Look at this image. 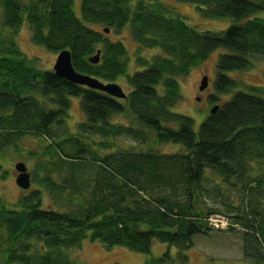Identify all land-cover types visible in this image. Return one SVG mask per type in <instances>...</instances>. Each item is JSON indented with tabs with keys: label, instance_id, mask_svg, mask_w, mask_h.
Returning <instances> with one entry per match:
<instances>
[{
	"label": "trees",
	"instance_id": "1",
	"mask_svg": "<svg viewBox=\"0 0 264 264\" xmlns=\"http://www.w3.org/2000/svg\"><path fill=\"white\" fill-rule=\"evenodd\" d=\"M175 1L194 5L206 18H226L232 24L219 33L198 32L181 19L165 18L157 0L149 5L143 0H81L80 18L72 11V0H30L24 6L17 0H0L4 26L18 28L25 20L37 45L51 52H70L76 72L104 85L125 76L129 87L123 98L111 97L67 82L54 72L36 71L33 63L28 66L31 61L18 58L13 48L12 53L0 56V132L7 131L0 136L1 146L30 132L51 137L49 128L67 119L69 98L73 97L79 98L82 131L102 137L110 131L113 136L120 131L134 136L133 130L111 124L113 116L130 112L154 133L156 144L183 148L178 154L150 150L106 155L98 161L95 187L72 213L41 209L39 192L23 198L20 210L6 209L0 198V230L6 235L0 238L2 263L68 264L67 257L60 262L48 258L33 261L28 240L38 234L57 243L69 238L70 245L87 238L106 248L123 246L142 254L149 253L152 241L157 240L175 247L176 257L166 252L143 264H189L183 252L192 246L195 235L205 232L212 214L203 197L209 175L218 178L220 185L238 187L249 200L245 221L239 222L258 247L264 244V98L258 94L264 89L253 87V94L238 91L209 114L197 132L191 118L172 111L181 97L179 78L212 52L225 51L216 63L217 93L235 85L225 73L247 71L253 66L250 57L264 56V20L250 17L264 8V2ZM89 25L105 27L97 31ZM125 27L141 49H159L161 53L131 75L118 59L125 51L123 43L112 42L105 32ZM97 52L99 61L92 64L89 59ZM36 90L55 110L45 111L44 102L31 95ZM76 142L71 153L57 148L64 153V160H83L89 152L80 139ZM102 146L106 147L105 142ZM46 179L52 184L50 177ZM18 241L21 252L14 247ZM2 244H7L4 249ZM258 258L256 264H264V255Z\"/></svg>",
	"mask_w": 264,
	"mask_h": 264
},
{
	"label": "rangeland",
	"instance_id": "2",
	"mask_svg": "<svg viewBox=\"0 0 264 264\" xmlns=\"http://www.w3.org/2000/svg\"><path fill=\"white\" fill-rule=\"evenodd\" d=\"M17 1L21 6H24L30 0ZM143 1L146 5L152 3V0ZM249 1L264 2V0ZM72 2V11L76 17L80 18L81 0H72ZM157 4L165 18L181 19L187 26L198 32L219 33L232 24L231 20L226 18H206L190 3L157 0ZM250 17L264 20V8L256 11ZM4 18V11L0 6V56L12 53V49L15 48L18 52L16 56L31 61L27 62V65L31 66L33 63L34 70L53 72L58 52H51L42 45H37L33 41L31 28L25 20L18 28L15 26L10 29L4 26ZM89 27L102 31L105 26L89 25ZM106 35L112 42L123 43L125 51L118 59L124 64L128 75L144 69L146 60L151 61L153 57L161 54L159 49H141L133 39L134 35L129 27L117 32L110 30ZM224 53L223 49L212 52L205 61L198 63L187 75L178 80L181 97L174 103L172 111L191 118L194 132L198 131L201 122L210 114L213 105H223L238 91L253 94L251 91L253 87L264 89V56L253 55L249 59L253 65L251 69L225 73L228 78L234 81L235 85L222 93H217L214 87L217 75L216 63L218 57ZM102 58L103 54L100 55V60ZM202 76L207 78V86L200 92L198 87ZM115 84L123 92L129 91L125 76L118 77ZM258 94L264 98V93L258 92ZM31 95L40 102H44L45 111L55 110V107L48 105L37 90L33 91ZM69 102L67 119L63 123L55 124L49 128L51 137L30 132L25 136L14 138L5 147L1 146L0 141V198L6 209L20 210V201L39 192L41 209L72 213L79 207V203L86 202L90 190L95 187L93 180L99 171L98 161L106 155H117L124 151L145 153L150 150L154 154L163 155L178 154L183 150L180 145L172 143L156 144L154 133L143 127L130 112L113 116L111 124L115 128L124 127L133 130L134 136L123 131L113 136L110 131V135L102 137L82 131L79 126L84 118L79 108V98L71 97ZM6 132H0V136ZM137 135L141 137L137 138ZM61 139H64L63 142L60 141ZM79 139L81 145L85 146L89 152L84 153L83 160L75 162H70L69 159L64 160V153H71ZM102 142H105L106 147H101ZM59 146L64 152L61 153L62 155L57 151ZM108 146L111 147L108 148ZM18 163L24 164L29 175L30 187L27 190L21 189L15 182L18 173L14 166ZM254 167L256 168L255 165ZM49 177L54 185L46 179ZM208 177L209 181H205L203 193L207 208L212 213L208 218L218 215L223 217L227 224L224 223L221 226L224 228L222 230L213 229L216 227L212 228L206 224L205 232L195 235L191 240L192 246L183 254L189 264H256L260 261L258 256L264 255V244L258 243V247L252 240L253 238L247 234L246 228L241 225L242 222H239V220L245 221L243 215L249 212L247 207L251 203L245 199V195L238 187H226L220 185V180L215 176L209 175ZM71 180L74 182L71 183ZM62 186H66V190H61ZM5 237V231L0 230V238L3 240ZM70 242L69 238L61 243L48 241L36 234L28 240L30 244L28 254L36 262H41L46 258L60 262L67 257L68 264H143L147 260L161 257L166 252L172 257H176L178 253L175 247H170L157 240L152 241L150 252L146 254L134 252L123 246L106 248L87 238L73 245H70ZM6 245L2 244V249ZM19 245L20 241L14 247L21 252ZM3 258V253L0 252V264H4L2 263Z\"/></svg>",
	"mask_w": 264,
	"mask_h": 264
},
{
	"label": "water",
	"instance_id": "3",
	"mask_svg": "<svg viewBox=\"0 0 264 264\" xmlns=\"http://www.w3.org/2000/svg\"><path fill=\"white\" fill-rule=\"evenodd\" d=\"M105 32H108L105 30ZM99 52H97L93 57L89 59V62L96 64L99 61ZM54 75L58 78H62L67 82L85 86L89 89L98 90L109 96L116 98H123L124 94L119 86L114 83L104 85L95 79H92L86 75H82L76 72L71 64L70 52L67 50L60 51L53 66ZM207 86V78L202 77L198 90L202 92ZM218 109V106L212 107L210 114H213ZM16 172L18 173L15 182L23 190H27L30 187L29 175L26 172V168L23 163H18L14 166Z\"/></svg>",
	"mask_w": 264,
	"mask_h": 264
},
{
	"label": "built area",
	"instance_id": "4",
	"mask_svg": "<svg viewBox=\"0 0 264 264\" xmlns=\"http://www.w3.org/2000/svg\"><path fill=\"white\" fill-rule=\"evenodd\" d=\"M207 221H208V224H209L210 226H212V228H213V227H216V228H213V229H218V230H222V229H224V228H222L221 226H222L224 223H226V222L224 221L223 217L218 216V215H212L211 217H209V218L207 219ZM218 224H219V226H218ZM226 224H227V223H226Z\"/></svg>",
	"mask_w": 264,
	"mask_h": 264
},
{
	"label": "flooded vegetation",
	"instance_id": "5",
	"mask_svg": "<svg viewBox=\"0 0 264 264\" xmlns=\"http://www.w3.org/2000/svg\"><path fill=\"white\" fill-rule=\"evenodd\" d=\"M203 77V76H202ZM202 79V78H201ZM214 106V105H213Z\"/></svg>",
	"mask_w": 264,
	"mask_h": 264
}]
</instances>
